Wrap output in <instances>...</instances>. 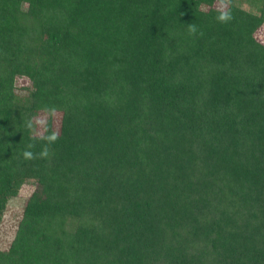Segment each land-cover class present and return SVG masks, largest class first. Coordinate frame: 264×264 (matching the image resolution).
<instances>
[{"label": "trees", "instance_id": "obj_1", "mask_svg": "<svg viewBox=\"0 0 264 264\" xmlns=\"http://www.w3.org/2000/svg\"><path fill=\"white\" fill-rule=\"evenodd\" d=\"M217 1L0 0V264H264V0Z\"/></svg>", "mask_w": 264, "mask_h": 264}, {"label": "rangeland", "instance_id": "obj_2", "mask_svg": "<svg viewBox=\"0 0 264 264\" xmlns=\"http://www.w3.org/2000/svg\"><path fill=\"white\" fill-rule=\"evenodd\" d=\"M215 7L224 9L226 7L225 0H218L215 3ZM257 39L264 43V30L256 36ZM26 82V81H25ZM24 85L23 80L18 81V94L23 95L25 92L20 91L22 86ZM46 114L40 113L36 121V131L41 134L43 132V127L46 121ZM61 121V114L54 113L53 114V128L55 131L59 129ZM34 187L31 185H25L22 189H20L18 196L9 200L6 210L3 214L1 223H0V250H7L13 241L18 224L22 218L23 210L25 206V202L29 195L32 193Z\"/></svg>", "mask_w": 264, "mask_h": 264}, {"label": "clouds", "instance_id": "obj_3", "mask_svg": "<svg viewBox=\"0 0 264 264\" xmlns=\"http://www.w3.org/2000/svg\"><path fill=\"white\" fill-rule=\"evenodd\" d=\"M229 19V17L228 16H226V15H224V14H221L220 16H218L217 17V20H218V22H227V20ZM56 140V136L55 135H53V136H51L50 138H49V141L50 142H54ZM43 155H47V152L45 151L44 153H43ZM24 156H25V158H31V156H32V154L30 153V152H25L24 153Z\"/></svg>", "mask_w": 264, "mask_h": 264}]
</instances>
